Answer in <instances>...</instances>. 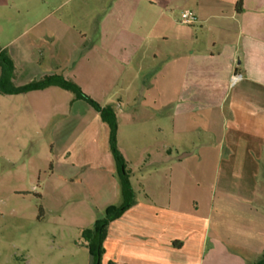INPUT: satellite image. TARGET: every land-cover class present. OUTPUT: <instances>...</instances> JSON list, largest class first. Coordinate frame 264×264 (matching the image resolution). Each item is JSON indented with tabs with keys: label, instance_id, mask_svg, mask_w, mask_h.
<instances>
[{
	"label": "crops",
	"instance_id": "0c3cea01",
	"mask_svg": "<svg viewBox=\"0 0 264 264\" xmlns=\"http://www.w3.org/2000/svg\"><path fill=\"white\" fill-rule=\"evenodd\" d=\"M139 2L146 4L153 25L173 29L164 34L171 48L159 67L151 46L153 65L142 87L144 56L138 52L146 40L115 38L104 47L93 42L83 55L96 90L103 88L104 68L115 63L117 146L136 195L135 204L109 224L100 264H255L264 256V182L258 179L264 175V0H242L239 11L237 0H183L195 18L188 25L165 14L175 0ZM124 13L125 27H133L134 12ZM45 26L34 24L0 43L14 61L16 86L52 74L70 79L69 56L82 42L61 41L54 35L59 27ZM193 27L200 31L192 32ZM235 71L243 80L230 87ZM56 89L20 97L43 113L48 105L37 100ZM83 108L101 132L104 148L92 143L97 132L77 146L79 136L71 143L61 137L56 152L52 144L50 172L60 182L82 185L95 221L120 203V194L108 128L89 105ZM136 145L134 162L130 155ZM208 172L214 175L209 196L189 180Z\"/></svg>",
	"mask_w": 264,
	"mask_h": 264
},
{
	"label": "rangeland",
	"instance_id": "374dc122",
	"mask_svg": "<svg viewBox=\"0 0 264 264\" xmlns=\"http://www.w3.org/2000/svg\"><path fill=\"white\" fill-rule=\"evenodd\" d=\"M122 1L125 4L120 10ZM145 6L139 0H0V43L10 42L34 24L59 27L54 35L57 33L61 41L82 42L69 56L70 79L92 100L91 94L106 100L104 105L94 100L101 106L114 108L119 95L114 83L115 63L104 68V77L99 78L103 88L96 90L87 78L89 68L83 55L93 42L104 47L107 40L115 38L146 40L138 52L144 56L140 62L142 87V79L153 65L151 46L158 56L156 64L159 67L171 48L164 34L173 31L160 24L153 25ZM127 8L134 12V23L133 27L126 28L123 17L127 15L124 13ZM187 8L183 0H175L165 14L180 23L181 13ZM190 30L200 31L197 27ZM149 43L150 47L146 46ZM37 101L48 105V109L43 113L33 111L32 100L0 94V264H92L80 228L92 227L96 210L89 204L82 185L60 182L51 174L54 165L51 149L53 143L57 145L54 152L60 148L58 140L61 137L71 143L79 136L76 146L84 144L91 131L98 134L92 143L99 150L104 148L105 140L83 108L88 104L75 100L70 92L56 89L55 93ZM73 103L81 106H73ZM73 149L74 145L70 152ZM138 150L137 145L131 148L134 162ZM148 169L139 168L138 172ZM222 175L219 174V183ZM213 178L208 172L191 175L189 180L197 182L209 196ZM258 179L264 182V175H259ZM97 216L99 219L103 214Z\"/></svg>",
	"mask_w": 264,
	"mask_h": 264
},
{
	"label": "trees",
	"instance_id": "16d2710c",
	"mask_svg": "<svg viewBox=\"0 0 264 264\" xmlns=\"http://www.w3.org/2000/svg\"><path fill=\"white\" fill-rule=\"evenodd\" d=\"M242 0H237L236 9L240 10ZM15 77V64L6 48L0 47V94L2 95H24L30 92L42 91L51 87L70 92L75 100L88 104L98 115L109 131V152L115 166V174L118 182L120 203L107 207L103 216L96 219L91 228L81 231V238L87 244L92 264H100L103 253L102 244L107 235L109 224L120 218L124 212L135 204L136 195L130 183V170L118 149L116 135L118 129L115 109L111 105L101 106L89 96L83 93L80 87L70 79L61 74L45 75L37 80L30 81L24 85L16 86L13 82ZM255 264H264L262 256Z\"/></svg>",
	"mask_w": 264,
	"mask_h": 264
},
{
	"label": "built area",
	"instance_id": "2783aa9c",
	"mask_svg": "<svg viewBox=\"0 0 264 264\" xmlns=\"http://www.w3.org/2000/svg\"><path fill=\"white\" fill-rule=\"evenodd\" d=\"M180 22L185 25L192 24L195 22V18L190 14V12L185 11L181 13ZM242 80L243 75L240 72L235 71L230 75L229 85L230 87H233L240 83Z\"/></svg>",
	"mask_w": 264,
	"mask_h": 264
}]
</instances>
